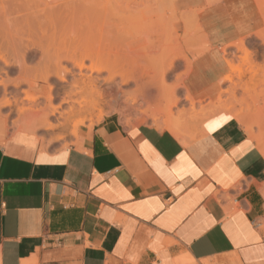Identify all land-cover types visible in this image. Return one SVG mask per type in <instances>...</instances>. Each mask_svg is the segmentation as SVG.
<instances>
[{
  "label": "crops",
  "instance_id": "1",
  "mask_svg": "<svg viewBox=\"0 0 264 264\" xmlns=\"http://www.w3.org/2000/svg\"><path fill=\"white\" fill-rule=\"evenodd\" d=\"M251 1L253 28L225 42L208 28L219 15L229 20V0L202 11L209 47L254 36L262 18ZM224 67L218 76L207 69L212 86ZM20 75L0 62V79ZM223 117L183 141L110 114L73 145L41 147L25 126L12 131L16 116L0 107V264H264V154Z\"/></svg>",
  "mask_w": 264,
  "mask_h": 264
},
{
  "label": "rangeland",
  "instance_id": "2",
  "mask_svg": "<svg viewBox=\"0 0 264 264\" xmlns=\"http://www.w3.org/2000/svg\"><path fill=\"white\" fill-rule=\"evenodd\" d=\"M106 1L107 0H97V2L96 0H0V62L5 67L13 64L18 67L20 72H22L19 80L10 81L0 79V88H2L0 107L8 108L10 110V116H16L14 123L10 125V129L12 131H18L19 125L25 126V117L30 114H32L34 118H30V123L25 126V130L22 129L21 131H26L34 138H37L40 141L41 147H51L56 144H62L63 147L73 145L77 142L81 129L90 130L93 126L101 122L104 117L110 114H117L120 120L126 125L149 124L159 130H167L165 126L162 125L167 118L165 114H158L156 122L153 121L152 118L141 114V111H153L158 108L160 110L159 112H161L165 108V103L156 102V98L158 97L156 90H153V88L148 89L147 85L145 97H139L136 103L132 105L127 102L125 94L131 93L136 89L135 83L131 82L125 86H116L113 83L104 82L103 79L108 76L107 72H102L97 75L95 73L85 71V73H87V75L89 74L92 78L97 77L99 79L97 88L102 95L98 107L99 111L95 110L92 113L81 112L71 117L68 114V111L72 104H61L62 99L65 98V93L70 90L72 76L67 75L66 82L64 83H60L56 78L52 77L53 73L57 71L60 66H67L68 68H71V65L63 61V57L59 52H68V49L71 51L72 48L75 49L81 45L84 46L85 44L87 46L89 44H96V41L99 40V33L97 32H99V30L106 31L108 29V24L110 25L109 21H111V18L109 17H115V15L120 16L122 14V9L120 8L124 6V9L126 7L124 2L122 4V2H119L118 0L116 1H118L119 4L121 3L120 5L118 4L119 6L116 5L114 2L115 0H108L109 3L112 2L111 4ZM214 1L217 0H193L187 5L175 8V14L173 15H175L178 20L181 18L182 21H184L183 19L189 17L187 18L188 20H185V22H188V27L190 26L187 30L183 28V31V22H180L181 19L179 21L177 20L180 25L177 36L185 38L184 34H187L186 31L192 36L190 35L191 39L188 38L187 41H185L187 45L185 43H181L179 48L176 44H165L164 47L167 46V48H164L161 51L162 53L166 49L164 53H178L186 57V60L180 59L179 57L178 60L174 61V69L168 74V77L165 80L167 87L176 88L174 91V97L175 99H178L177 106H175L171 111V117L173 116V119L177 118L181 112L186 111L190 107L188 101L185 100L186 94L184 89L188 88L192 97L200 96L206 93L215 81L214 78L216 75L225 74L226 69L224 67V62L228 69L226 73L228 75L231 71L227 63L232 64L236 69H240L241 72H245L241 81L242 84H248V93L239 89L236 90L235 99H237L240 103H238L235 99L230 98L229 94H227L225 90L238 83L236 76L237 72L230 74L233 77L234 84H230L228 82L220 84V90L222 92L219 98L220 103H218L219 101L211 100L207 97L203 98L199 103L195 104L191 111H195L194 114H200V117L198 118L199 120L194 121V119H191L185 123L188 125L186 126L184 133L179 136L172 132L170 133L180 140H190L196 135L200 126L205 124L212 116H214L213 119L219 121L222 120L221 117L226 114L241 123L242 127L264 154V40L256 36H252L243 42L246 50L251 53L250 59L251 62H253L252 64L254 65V68L259 72L256 76H252L250 72L253 65L251 66L250 64L242 61V52L236 50L235 48H229L225 50V52H222L221 48L214 49L213 47H209V42L203 37L205 34L194 33L195 28L191 29L193 28V24L190 25V21L193 22L196 14H201L202 11L214 3ZM254 2L260 13V17L262 14V26L260 25L258 31H262L263 34H261L264 39V0H254ZM97 5L101 8H103L102 5L105 7L102 11H100V7L99 9L95 7ZM114 5L117 7L116 11H113L115 10ZM258 6L261 9H259ZM123 11H125V9ZM139 11V9H135L136 13ZM115 12H118L119 15ZM126 12L129 14L126 18L129 19L122 26L124 27L122 29L125 34L123 30H121V27L118 29H120V35L123 34V36L125 35V38L127 37L129 40H132L131 48L133 47L134 50H137H135V52L138 54L135 56L134 61H136V63L138 62L139 67H147L150 63H152V65H156V61L160 58L161 53L159 54L160 56L150 55L151 57H148V55H146V49H148L150 43L155 42L154 39L156 38L154 33H151V30L149 31L148 29H151L153 21H155L158 14L150 15L140 13L139 16V13L136 15L135 12L134 14L132 13L133 11L129 12L126 10ZM186 12L189 13L188 16L186 15ZM141 15L142 18H139ZM164 15L165 18L172 17L167 11ZM113 17L112 21L116 18L115 17L113 19ZM104 27L106 29H104ZM146 27L147 29H145ZM145 30L146 34L143 35L144 32L142 31ZM81 31L82 33L83 31L85 32L84 36H87V39L82 35ZM147 31L151 33L152 37L149 33H147ZM80 35L83 36L84 39L83 37L81 38ZM106 35V32L105 34L103 33V36ZM138 35L142 36V38ZM199 35L201 36L199 37ZM132 36H135L136 39L137 37L141 38V40L139 39L140 43L137 41L138 39L136 40L134 37L132 38ZM107 38L104 37V41H106ZM82 42H84V44ZM144 43H146V46L143 45ZM137 46L138 48L140 46L143 47L142 50L140 51ZM65 48H67V50ZM205 48L206 50H204ZM171 50L173 52H171ZM199 52H203V54L201 55ZM197 53L199 57L196 58V56H198L196 55ZM211 53L215 57L213 60L208 61L207 56ZM155 57L156 59H154ZM139 58H142V61ZM61 61L63 65L60 63ZM152 61H155L156 63ZM200 61H203L201 63H204L206 67L204 68V71L201 70V73L194 77L195 64ZM85 63L86 65H89L87 62ZM57 64L60 65L57 66ZM152 65L150 64V66ZM214 65L215 68H217V72H214L216 75L213 74L212 77L210 76L211 78H208V74L210 75V73L207 74V72H209L207 69L213 67ZM188 66H190V71L187 73ZM47 74H49L50 78L48 77L47 81H43L42 78ZM138 75L139 74H137L136 77H138ZM22 77L23 79H21ZM84 78L85 77H83V79ZM142 79L140 80L141 82L146 84L149 83V79L145 77ZM178 79H181L180 81L183 84L182 86L181 84L179 87L176 86V84L180 83ZM118 82L119 79H117L115 83L117 84ZM37 86L45 89L46 96L41 95L39 97H35L31 95L34 94ZM122 92L125 94H122ZM27 97L33 100H28ZM49 97L51 98L50 101L48 100ZM255 97H257V100ZM72 99L75 100L77 98L73 97ZM5 102H9L10 104L5 105ZM230 102H232V104L235 102L233 104V108H230V110L229 108L225 110L220 106L221 104L228 105ZM74 106L76 107L77 105L74 104ZM159 106H162L161 109ZM52 108H56L55 113L49 114V111ZM191 115H193V113ZM75 124L81 125L78 128L77 138L73 135ZM260 226L264 229V216L260 220Z\"/></svg>",
  "mask_w": 264,
  "mask_h": 264
},
{
  "label": "bare ground",
  "instance_id": "3",
  "mask_svg": "<svg viewBox=\"0 0 264 264\" xmlns=\"http://www.w3.org/2000/svg\"><path fill=\"white\" fill-rule=\"evenodd\" d=\"M5 1H7V0H5ZM93 1H95V0H93ZM118 1L122 2V4L124 2V5L126 6L124 8L125 11H123L124 6L122 8L119 7L120 9H122V14H121L122 16L121 15L120 16L115 15L116 18L112 16L113 19L115 18L113 21H112V17H109V18H111V21H109L110 25L108 24V29L106 31L99 30V32H97V33H99L98 34L99 40L96 41V44H94V45L89 44L88 46L86 44L84 46L78 45L79 47L76 46L77 48H75V49L70 48L71 51H69V49H68V52H65V51H63V53L59 52L61 54V56L63 57L62 58L63 61L65 63H68L69 65H71V68H68L67 66H65V67L60 66V68L53 73L52 77L56 78L60 83H64V82H66V76L67 75L72 76V81L70 84V90L67 93H65V98L62 99V101H61V104H72L69 107V111H68V114L71 117H73V115L81 113V112L92 113L95 110L99 111L98 107H99L100 99L102 98V95L98 91V88H97L99 79L97 77L92 78L89 74L87 75V73H85V71H88L89 73H95L97 75L101 74L102 72H107L108 76L105 79H103V81L107 82V83H113L116 86H125L131 82L135 83L136 89L133 92L126 93V94L124 92H122V94L126 95L127 102L132 104V105L134 103H136V101L139 97H145V94H146L145 90H146L147 85H148V89L153 88V90H156L158 93L157 94L158 97L156 98V100H157L156 102L165 103V108L161 112H159L160 110L158 108H156V110H153V111L152 110L151 111L150 110L141 111V114H144V116L152 118V120L155 122H156V117L158 114H165V116L167 118H166V121L162 123V125L165 126V128L169 132H172L177 136L184 133V130H185L186 126L188 125L185 123H187L191 119H194V121L199 120L198 118L200 117V114L199 113L194 114L195 111L191 112L192 108L195 106V104L199 103L205 97H207L211 100L219 101V98H220L221 93H222L220 90V88H221L220 84L224 83V82H228L230 84L233 83V77L230 74L237 72L236 76H237V80H238V83H236V84L233 83L234 85L232 87H229L225 90L226 93L229 94L230 98L235 99V94H236L237 89L248 93L247 92V90L249 89L248 84H242V81H241V78L245 75L244 74L245 72H241L240 69H236L232 64L227 63L229 65V66L228 65L227 66L230 68L231 73L229 75H226L222 80L218 81L213 86H211V88H209L206 93H204L200 96L192 97L189 94V92L187 91V89L186 88L184 89L185 94H186L185 100L188 101L190 107L186 111L181 112L177 116V118L173 119V116L171 117V111L173 110V108L175 106H177V103H178V99H175V97H174V91L176 88L167 87L166 86L167 83L165 82V80L168 77V74L170 72H172V70L174 69V64H175L174 61L178 60L179 57H180V59L186 60V57L183 55H180L178 53H173V54L164 53V51L166 49L162 53H161V51L164 48H167V46L164 47L165 44H170V45L176 44L180 48L181 43L184 44L188 38L191 39L192 35L189 34V32H187V31H186L187 34H184V32H183V34L185 35V38L177 36V32H178V29L180 28V25L177 22V20H178L177 17L173 14H175V8L176 7L180 8L181 6L187 5L188 3H190V1H193V0H118ZM118 1H116V0L114 1L117 6H119L121 4V3L119 4ZM221 1L222 0L214 1V3H212L210 6L219 4V3H221ZM96 2H97V0H96ZM108 3H109V1H108ZM111 3H109V4H111ZM102 6H103V8L105 7L104 5H102ZM259 6H258V8H259ZM95 7H97L99 9L100 6L98 7V5H97ZM106 7H107V5H106ZM108 7H109V5H108ZM103 8H101L100 11H102ZM114 8H115V10H113V8H112V10L116 11L117 7H115V5H114ZM226 8L230 11L229 20H225L223 16L219 15V16H217L218 23L216 21L214 24L210 25V27L208 26L209 27L208 29H210L212 32L213 31L215 32L216 42L217 41L218 42H225L228 39L233 38L234 36H236L238 34L247 33L253 28V26L248 24L249 21L254 20V13H253L254 4L251 0H229V2L226 4ZM135 9L140 10L139 12H137V13H139V16H140V13H142V14L145 13V14H150V15L158 14L155 21H153V25H152L153 31H152L151 26H150L151 29H148L149 31L151 30V33L152 32L154 33L155 38H156V39H154L155 42L150 43L148 49H146V53H147L146 55H148V57L150 55H152V56L156 55L157 56L161 53V56L159 55L160 58H158L156 61L157 62L156 65L155 64L152 65V63H150L152 65V66H150V64L148 63L149 65L147 67L146 66L139 67L138 62L136 63V61H134L135 56L138 53L135 52L136 49L134 50L133 47L131 48V41L132 40H129V38H127V37L125 38V35L123 36V34L120 35V29H118V28L121 27V30H123L122 29V28H124V27H122L123 24H125L129 19V18H126V16L129 15L128 12H126V10H128L129 12L133 11L132 13L134 14ZM259 9H261V8H259ZM120 11H119V13H120ZM166 11L168 12V14H170V16H172L171 18H168V17L165 18L164 14L166 13ZM0 12H1V10H0ZM115 13H118V12H115ZM119 13H118V15H119ZM137 13L135 12L136 15H137ZM188 14L189 13H187L186 15L188 16ZM201 15H202V13L198 14V15L196 14L193 22L190 21V25L191 24L194 25V26L192 25L193 28H191V29L195 28L194 33H198V34L204 33V30L200 24V20L203 19ZM179 16H181V15H179ZM139 18H142V15ZM182 18H183V16H182ZM187 18H189V17H187ZM261 18H262V14H261ZM180 19L181 18H179V20ZM186 19H183L184 21H182V19L180 20V22L181 21L183 22L182 23V29L184 28L185 30L190 28V26L188 27V24H187L188 22L187 23L185 22ZM148 20H150V19H148ZM106 21H108V20H106ZM146 26H147V24H146ZM105 27H104V29L107 28V27L106 28ZM142 28H143V26H142ZM145 29H147V27ZM184 29H183V31H184ZM84 31H85V29H84ZM84 31H83V33L81 31L83 36L86 32V31L85 32ZM105 32L108 35V38H107V35L103 36V33L105 34ZM123 32H124V30H123ZM142 32H144L143 35L146 34L145 33L146 30L142 31ZM147 33H149V35H151L150 32L147 31ZM261 33H262V31L261 32L256 31L254 33V36L259 37L262 40H264L263 35H262L263 33L262 34ZM124 34H125V32H124ZM83 36H81V38ZM138 36H140V35H138ZM142 36H140V37L142 38ZM200 36L201 35H199V37ZM84 37H83V39H84ZM104 37L107 38L106 41H104L105 40ZM133 37H134V39H136L135 36H132V38ZM151 37H152V35H151ZM203 37L205 39H207L206 34ZM141 38L137 37L138 40L137 39L136 40L139 42V39L141 40ZM244 41H245V38H242L238 42H234L233 44L229 45V47H226V48H235L236 50L242 52V54H243L242 61L247 63V64H250L252 66L253 62H251V59H250L251 53L248 50H246V48L244 47V45H243ZM82 43L84 44V42H82ZM202 43H203V41H202ZM145 44L146 43H144L143 45H145ZM185 44L187 45V43H185ZM138 46H137V48H138ZM140 47L138 49L141 51L143 47H141V49H140ZM168 48H170V47H168ZM65 49L67 50V48H65ZM132 49H133V51H132ZM204 50H206V48ZM222 50H223V48H222ZM171 52H173V51L171 50ZM223 52H225V50H223ZM57 53H58V51H57ZM142 53H145V52H142ZM199 53H201V52H199ZM202 54H203V52L201 53V55ZM196 55H198V53ZM52 56H54V55H52ZM197 57H199V55L196 56V58ZM139 59H141V61H142V58H139ZM154 59H156V57ZM137 61H138V59H137ZM85 62L89 63V65H86ZM152 62L156 63L155 61H152ZM60 63L62 64V61ZM59 65L60 64H57V66H59ZM144 65H146V64H144ZM190 66H188L187 73L190 71L189 70ZM256 67H257V65H256ZM251 68L252 69H250V72H251L252 76L258 75L259 72L257 69L254 68V65ZM261 72H263V71H261ZM137 74H139L138 77H136ZM48 77L50 78L49 74H47L45 77H43L42 80L47 81ZM83 77H85V78L83 79ZM143 77L149 79V83L146 84V83L141 82L140 80ZM117 79H119V82L116 84L115 82ZM180 80L181 79H178V81H180ZM180 84H181V86L183 85L180 81V83L176 84V86L179 87ZM73 97L77 98V99L74 100V99H72ZM255 99L257 100V97H255ZM28 100H33V99L28 98ZM48 100L50 101L51 98L49 97ZM235 100L237 101V99H235ZM218 103H220V101ZM238 103H240V102H238ZM4 104L9 105L10 103L5 102ZM74 104L77 106L75 107ZM233 104H232V102H230L228 105H226V104L222 105L221 104L220 106L225 110H227V108H229V110H230V108H233ZM159 107L161 109L162 106H159ZM55 110H56V108H52L49 111V114L55 113ZM192 113H193V115H191ZM32 117H34V116L32 115ZM35 119H36V117H35ZM158 125H161V124H158ZM80 126L81 125L75 124V127H74L75 130L73 131L74 136L77 135V131H78V128ZM262 194L264 197V188L262 190Z\"/></svg>",
  "mask_w": 264,
  "mask_h": 264
},
{
  "label": "snow or ice",
  "instance_id": "4",
  "mask_svg": "<svg viewBox=\"0 0 264 264\" xmlns=\"http://www.w3.org/2000/svg\"><path fill=\"white\" fill-rule=\"evenodd\" d=\"M221 119H226L225 117H221Z\"/></svg>",
  "mask_w": 264,
  "mask_h": 264
}]
</instances>
